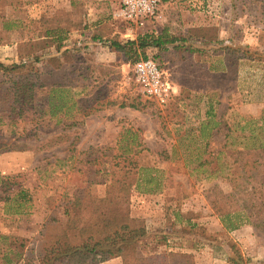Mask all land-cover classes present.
I'll list each match as a JSON object with an SVG mask.
<instances>
[{
    "label": "rangeland",
    "instance_id": "rangeland-1",
    "mask_svg": "<svg viewBox=\"0 0 264 264\" xmlns=\"http://www.w3.org/2000/svg\"><path fill=\"white\" fill-rule=\"evenodd\" d=\"M46 1L0 0V26L7 20L24 27L21 37L6 41L20 39L13 57L5 53L12 48H0V64H24L38 85L63 84L69 107L60 123L43 114L41 89L21 117L3 114L0 151H24L0 152V264L5 257L13 264H41L67 219L64 210L74 214L71 201L85 190L97 198L122 195L128 168L140 177L123 209L146 231L137 243L148 258L141 264H232L236 256L242 264H264V228L227 232L219 221L241 204L227 181L236 170L227 149L252 145L254 127L264 142V0H159L142 26L119 17L122 0H113L120 2L114 26L122 34L102 41H135L163 29L186 40L178 42L181 49L146 48L145 58L84 37H66L59 50L55 39L34 40V29L44 33L49 25L34 26L32 7L46 9ZM148 60L158 71L157 88L167 89L164 101L137 79L135 66ZM9 86L0 72L5 103L12 98L4 92ZM210 109L220 125L210 138L209 128L201 137ZM241 128L245 137H237ZM224 144L215 160L212 152ZM203 161L211 164L196 169ZM155 185L156 193H147ZM19 192L27 194L20 208L10 201ZM68 242L79 246L81 238ZM101 264L125 263L114 257Z\"/></svg>",
    "mask_w": 264,
    "mask_h": 264
},
{
    "label": "trees",
    "instance_id": "trees-1",
    "mask_svg": "<svg viewBox=\"0 0 264 264\" xmlns=\"http://www.w3.org/2000/svg\"><path fill=\"white\" fill-rule=\"evenodd\" d=\"M128 23L133 22L128 21ZM15 27V24H11L7 20L3 25V29L6 30ZM63 39L60 34H56L55 40L59 42L56 46L57 50L62 46ZM92 41L109 45L115 51L122 52L126 56H137V51H140L142 58H145L144 50L146 48L153 47L160 51L169 47L181 49L185 46L178 44V42H186V40L167 34L160 36L144 35L143 37H138L135 41L125 42L115 39L102 41L101 38H93ZM23 70H26L27 73L21 74ZM0 72H2L4 77H8L10 82V86L4 92L7 93L9 91L12 95L11 100L5 103V99L2 97L3 90L0 89V125L3 123L4 113H15L16 116L21 117L23 112L25 113L27 110L26 108L32 105L36 94L35 91L41 89H46L45 98L47 100L46 108H43L42 113L48 114L50 118H56L58 123L66 118L67 112L64 110H68L69 107H67L68 101L65 98L66 87L63 84H36L30 79L35 77V74H32V69L27 68L24 64H14L9 67L0 64ZM53 98H56V103L53 102ZM60 114L62 116L58 117ZM207 117L208 122L201 127L200 135L205 137L203 133L209 128L210 134H207V136L210 138L212 131L216 130L220 125V121L216 120V115L211 109L207 112ZM240 130L241 133L237 137L242 136L244 129L241 128ZM259 130L260 132H258ZM262 136L261 128H250L249 139L253 140L252 145L239 149H227L228 158L232 159V163L236 166L234 174L227 178V181L232 191L238 195L241 203L240 207L237 206L231 211L220 214L219 221L227 232L238 230L244 225L260 229L264 228V142L261 140ZM208 147L209 143H206L204 152ZM224 148L225 144L221 150L212 152L211 155H215V160L219 161L220 154ZM1 151L20 152L24 151V149L9 147L3 148ZM164 160L166 159L164 158ZM209 164L211 162H200L197 164L196 169ZM117 165L120 166L121 164ZM126 168L128 167L126 166ZM126 170L124 173L125 177L122 179L124 185L122 195L114 192L110 196L108 192L105 197L97 198L91 196L85 190V192L81 193L83 195L76 196L71 201L70 209H73L74 214L69 209L64 210V215L67 219L63 228L57 230L55 240L52 241L48 250L45 251L41 264H101L114 257H121L125 264H141L148 260V258L141 256L137 247L138 241L146 234L144 226H142L140 221L131 219L128 211L123 209L128 204L129 192L133 187L137 186L140 180L136 170L129 168ZM111 172L113 176V170ZM152 182L153 178H150L147 184ZM114 183L121 182L116 180ZM156 185L153 190H149L147 193H156ZM214 191H216L215 188ZM26 200V192H19L10 199L11 202L18 205V208L23 207L27 202ZM216 203V201L213 202V204ZM15 213L21 212L16 210ZM70 236H79L81 244L79 246H71L68 242ZM14 245L17 246L18 244ZM24 246V243L20 242L18 247L22 249ZM4 260L5 264H13L8 257H5ZM229 262L242 264L239 256L234 259L230 258Z\"/></svg>",
    "mask_w": 264,
    "mask_h": 264
},
{
    "label": "crops",
    "instance_id": "crops-1",
    "mask_svg": "<svg viewBox=\"0 0 264 264\" xmlns=\"http://www.w3.org/2000/svg\"><path fill=\"white\" fill-rule=\"evenodd\" d=\"M119 3H115L113 0H47L46 9H42L41 5L34 4L32 7L34 13L31 15L34 26L44 24V21H47L49 25L44 33L40 32L42 30L35 28L34 40H38V36L41 38L46 36L47 38L55 39L56 34H60L64 39L73 36L80 39L84 37L83 39L87 41V39L92 40L93 38L101 37L105 39L104 36L122 34L114 26V23H116L114 21L117 19L115 15L119 10ZM42 10H47V13ZM2 29L3 27L0 26V32H2L0 48H12L5 53L6 55L7 53L11 54L13 57L15 55V49L20 43V39H13L10 45L6 41L11 38L21 37L22 33H24V27H21L18 22L15 28L3 29L1 31ZM162 31L160 35L162 33L166 34L167 32L165 29ZM167 35L173 36L172 34ZM62 43L64 44V41Z\"/></svg>",
    "mask_w": 264,
    "mask_h": 264
},
{
    "label": "built area",
    "instance_id": "built-area-1",
    "mask_svg": "<svg viewBox=\"0 0 264 264\" xmlns=\"http://www.w3.org/2000/svg\"><path fill=\"white\" fill-rule=\"evenodd\" d=\"M158 4L159 0H122L118 16L142 26L145 19L155 15L158 10ZM135 70L138 81L152 87L148 93H154L161 101H164L163 98L167 97V89L157 88L159 75L153 63L150 60L139 63L135 66Z\"/></svg>",
    "mask_w": 264,
    "mask_h": 264
}]
</instances>
